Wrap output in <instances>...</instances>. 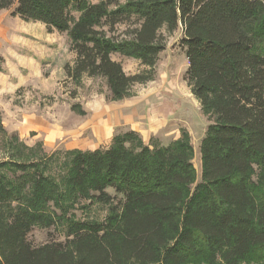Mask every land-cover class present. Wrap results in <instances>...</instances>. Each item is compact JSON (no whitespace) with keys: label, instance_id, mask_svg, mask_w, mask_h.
I'll use <instances>...</instances> for the list:
<instances>
[{"label":"trees","instance_id":"16d2710c","mask_svg":"<svg viewBox=\"0 0 264 264\" xmlns=\"http://www.w3.org/2000/svg\"><path fill=\"white\" fill-rule=\"evenodd\" d=\"M111 5L0 0V11L65 33L75 53L66 75L77 85L83 75L103 78L112 101L152 78L165 34L180 28L184 80L209 123L200 182L185 129L166 146L128 130L107 147L50 154L10 136L0 162V264H264V0ZM114 54L148 70L127 75ZM93 204L107 207L102 221L72 213ZM33 228L64 240L35 246Z\"/></svg>","mask_w":264,"mask_h":264},{"label":"rangeland","instance_id":"374dc122","mask_svg":"<svg viewBox=\"0 0 264 264\" xmlns=\"http://www.w3.org/2000/svg\"><path fill=\"white\" fill-rule=\"evenodd\" d=\"M89 1L97 3L100 0ZM111 1L110 9H113L115 6L125 3L126 0ZM11 12L12 9L3 10L1 14L6 16L5 19L16 21L11 20L12 23L9 24V28L20 36L17 37L18 43H14L12 48L23 58L35 57L34 59L42 68L43 76L32 80L31 84L11 92L5 91L4 85L2 86L0 82V121L3 122V129L6 132L0 130V162L7 161L6 142L10 140V136H17L15 129L17 126H21L25 120L27 125L29 120L39 118L44 124L45 129L40 132L38 139L32 140L33 137L28 136L26 132V143L35 145L51 130L64 132L74 129L77 122L87 119L88 111L92 112L97 102L111 105L112 113L127 110L139 117L143 116V118L149 114L152 106L159 107L169 104L173 107L176 105L174 114L177 117L165 125V130L160 133V137H163L162 142H159L158 136H152L145 144L160 145L162 143L167 145L177 136L180 129L187 130L194 150L192 162L196 169V183L200 182L199 146L209 123L202 115L199 102L191 94L184 80L187 60L184 51L179 46L182 37L180 28L170 35L165 34V49L158 55L152 78L144 83L134 84L128 97L112 101L103 78H90L83 75L77 85L66 75L64 67L73 65L75 53L70 51V40L65 33L53 32L49 34L44 25L36 22H24L17 16H12ZM135 25L134 20L131 23L117 25L112 35L121 37L126 30L135 27ZM12 54L14 55V53ZM2 57L0 56V73H5L6 60ZM111 57L121 63L122 69L127 75L143 74L148 70L138 60L118 54ZM20 71L24 75L25 72L26 75L28 74L24 68H21ZM27 129L26 126V131ZM61 140L58 138L56 144H59ZM57 149L62 151L61 148ZM45 150L47 154L51 153L48 148ZM196 183L192 185V188ZM108 192L114 195L112 190H108ZM80 205H86V203L83 202ZM73 211L72 213H75L77 219L102 221L107 215V207L96 204L83 210L76 208ZM27 238L35 246L52 240H64L62 233L53 228H33Z\"/></svg>","mask_w":264,"mask_h":264},{"label":"crops","instance_id":"0c3cea01","mask_svg":"<svg viewBox=\"0 0 264 264\" xmlns=\"http://www.w3.org/2000/svg\"><path fill=\"white\" fill-rule=\"evenodd\" d=\"M1 12H3V10L0 11V56H3L2 58L6 60L4 65V70L6 72L0 73V82L2 86L4 85L5 91L11 92L31 84L32 80L41 78L43 75L42 68L34 59L35 57L26 59L13 50L12 45L16 42L18 43L19 40L17 37L20 36L9 28V24L12 23L11 20H13V22L16 21H14V19H5L6 16L2 15ZM12 53H14V55ZM21 68H24L28 74L26 75V72L25 75L22 74L20 71ZM164 105L159 107L152 106L149 114L143 118V116L139 117V115H135L133 112L127 110L112 113L111 105L97 102L92 112L88 111L87 119L83 122H77L74 129L64 132L51 130L40 139L41 141L37 142L42 144V148L45 152H47L45 149L48 148L51 153L58 150L57 148H61L62 151L73 149L82 151L94 150L99 147H107L115 134L128 130L136 132L144 143L148 142L152 136H158L159 142H162L163 137H160V133L165 130V125H168L177 117V115L174 114L176 105L175 107L169 104ZM2 123L3 122L0 121L1 125ZM21 124V126H17L15 129L19 140L27 146H33L34 144L28 145L26 143V132L28 136L33 137L32 140L38 139L40 132L45 129L43 122H41L39 118H34L29 120L27 125L26 120ZM26 126L28 128L27 131ZM180 130L177 136L170 142L176 140L180 136ZM58 138L62 140L59 144H56ZM160 145L166 146V144L164 145L162 143Z\"/></svg>","mask_w":264,"mask_h":264},{"label":"bare ground","instance_id":"6f19581e","mask_svg":"<svg viewBox=\"0 0 264 264\" xmlns=\"http://www.w3.org/2000/svg\"><path fill=\"white\" fill-rule=\"evenodd\" d=\"M182 105V104H181ZM196 166V165H195Z\"/></svg>","mask_w":264,"mask_h":264}]
</instances>
